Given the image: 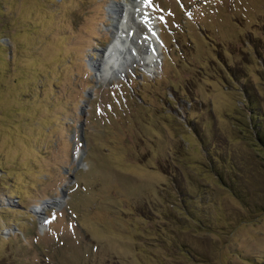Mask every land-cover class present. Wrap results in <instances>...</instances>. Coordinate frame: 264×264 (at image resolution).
Wrapping results in <instances>:
<instances>
[{
  "label": "rangeland",
  "instance_id": "obj_1",
  "mask_svg": "<svg viewBox=\"0 0 264 264\" xmlns=\"http://www.w3.org/2000/svg\"><path fill=\"white\" fill-rule=\"evenodd\" d=\"M128 1L0 0V264H264V0H150L100 75Z\"/></svg>",
  "mask_w": 264,
  "mask_h": 264
},
{
  "label": "bare ground",
  "instance_id": "obj_2",
  "mask_svg": "<svg viewBox=\"0 0 264 264\" xmlns=\"http://www.w3.org/2000/svg\"><path fill=\"white\" fill-rule=\"evenodd\" d=\"M150 2L129 0L124 4H113L112 39L100 51V59L96 60L97 67H101L100 75L107 72L117 74L130 61H140L149 68L156 65L161 47L158 39L160 25L151 17Z\"/></svg>",
  "mask_w": 264,
  "mask_h": 264
},
{
  "label": "trees",
  "instance_id": "obj_3",
  "mask_svg": "<svg viewBox=\"0 0 264 264\" xmlns=\"http://www.w3.org/2000/svg\"><path fill=\"white\" fill-rule=\"evenodd\" d=\"M255 124L256 128L254 130L261 144L264 146V125L260 121L255 122Z\"/></svg>",
  "mask_w": 264,
  "mask_h": 264
}]
</instances>
